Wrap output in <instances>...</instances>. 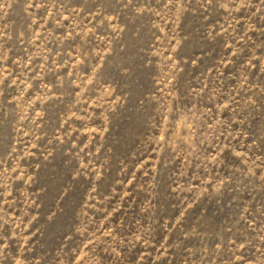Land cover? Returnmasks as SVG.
Listing matches in <instances>:
<instances>
[{
  "label": "rangeland",
  "instance_id": "1",
  "mask_svg": "<svg viewBox=\"0 0 264 264\" xmlns=\"http://www.w3.org/2000/svg\"><path fill=\"white\" fill-rule=\"evenodd\" d=\"M0 264H264V0H0Z\"/></svg>",
  "mask_w": 264,
  "mask_h": 264
}]
</instances>
